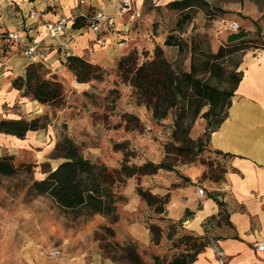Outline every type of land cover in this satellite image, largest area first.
I'll use <instances>...</instances> for the list:
<instances>
[{
  "label": "rangeland",
  "instance_id": "rangeland-1",
  "mask_svg": "<svg viewBox=\"0 0 264 264\" xmlns=\"http://www.w3.org/2000/svg\"><path fill=\"white\" fill-rule=\"evenodd\" d=\"M191 4L188 9L167 6L158 11L148 25L154 45L133 50L138 65L153 60L156 47L161 46L177 71H190L195 51L217 53L229 44L232 33L244 29L249 36L241 42H248L222 59L223 79L205 76L213 85L230 89L233 80L229 75L233 71L243 73L246 57L264 55V0H191ZM187 13L191 18L185 17ZM234 24L238 30H232ZM170 36L180 46L166 45ZM83 59L91 63L88 57ZM120 59L94 64L101 68L96 74L102 72L103 77L84 82L69 69L68 60L62 71L41 63L43 77L62 85L61 98L47 104L35 100L25 87L15 85L18 78L26 76L31 63L26 64L23 76L4 64V71H0L5 78L0 81V121L39 120L44 127L30 130L22 138L0 132V158L8 157L15 169L12 175L0 174V264H133L122 251L129 243L137 244L146 264H155L154 256L168 262L184 251V236H198L173 218L171 204L177 194L189 193L197 198L200 208L224 179L226 156L212 149L206 134L219 117H204L206 107L195 121L186 119L182 129L190 126L187 137L191 142L178 149L181 144L173 133L179 109H172L164 119H155L130 78L118 68ZM68 141L80 155L111 172L123 164L138 167L147 162L172 164L174 170L130 177L117 173L112 190L118 199L111 216L90 215L83 208L66 209L50 194H40L36 182L68 160L64 157V143ZM194 167L205 168L204 174L191 177L189 171ZM139 188L162 197L166 202L163 208L148 205ZM201 188L204 195L199 193ZM153 225L159 234L151 232ZM204 225L207 241L214 246V230L222 225L213 218ZM133 226L147 229L151 240L144 243L133 236ZM157 235L159 244L153 242Z\"/></svg>",
  "mask_w": 264,
  "mask_h": 264
},
{
  "label": "crops",
  "instance_id": "crops-1",
  "mask_svg": "<svg viewBox=\"0 0 264 264\" xmlns=\"http://www.w3.org/2000/svg\"><path fill=\"white\" fill-rule=\"evenodd\" d=\"M135 1V11L142 18L122 15V0H0V32H17L25 41L44 38L52 49L43 63L48 68L62 71L70 55L88 57L93 64H110L135 49L154 45L148 35L149 22L173 0ZM83 12L111 15L115 25H102L100 31H94L86 20L77 18ZM62 19L69 22L63 35L46 38V25ZM23 48L5 43L0 48V71L8 64L13 73L23 76L29 63ZM242 71L228 116L210 139L212 149L226 156L224 179L214 188L215 195L204 199L200 208L197 198L189 193L177 194L171 204L173 218L184 220L198 236L207 234L204 224L209 219L222 225L214 230V246L209 245L195 264H264L263 254L256 249L264 239V55L246 57ZM204 172L205 168L194 167L189 174L199 178ZM187 210L193 213L189 217ZM130 233L144 243L151 240L143 227L133 226Z\"/></svg>",
  "mask_w": 264,
  "mask_h": 264
},
{
  "label": "trees",
  "instance_id": "trees-1",
  "mask_svg": "<svg viewBox=\"0 0 264 264\" xmlns=\"http://www.w3.org/2000/svg\"><path fill=\"white\" fill-rule=\"evenodd\" d=\"M168 6L188 9L192 7V4L191 0H173ZM185 17L189 19L191 15L187 13ZM248 36L249 33L243 29L237 33H232L228 37L229 44L220 47L217 53L203 52L198 54L196 51L193 52V63L190 71H177L165 57L161 46L156 47L153 60L138 65L137 52L133 51L120 59L118 68L123 72V75L130 78L131 84L137 89L143 103L152 110L155 119H164L172 109H179L173 134L174 138L181 144L178 149H181L191 142L187 137L190 126L188 125L185 130L182 129L186 119L190 118L191 122L195 121L203 109L209 107L203 116L208 119L212 115L219 117L216 126L214 128L210 126V133H206L208 141H210L212 133L220 128L227 118L231 99L242 80L243 73L233 71L229 75V78L233 80L230 89H222L213 85L205 76L211 78L220 76L223 79L225 68L222 67V59L241 50L242 44L248 42H241V40ZM175 44L180 46V43L175 42L171 36L166 41V45ZM67 60L69 69L75 73L81 82L103 77L102 72L96 74L98 70H101L99 66L89 63L81 57L70 55ZM41 67V64L29 66L26 76L18 78L15 85L20 89L25 87L26 92L32 94L35 100L47 104L61 98L62 85L59 82L45 79L41 73ZM43 127L39 125V120L31 122L26 120L0 121V132L20 138L24 137L30 130ZM64 144V157L68 160L61 164L56 171L51 172L46 179L36 182V186L40 194H50L63 208L87 209V213L90 215L111 216L115 213V203L118 196L113 192L112 185L115 180H118L117 173L130 177L136 174H154L160 169L174 170L172 164L147 162L138 167H129L123 164L119 170L111 172L106 166L93 163L80 155L73 142L68 141ZM199 150L200 147L197 151L199 152ZM217 152L222 154V152ZM14 170L8 157L0 158V174L12 175ZM138 193L148 205H156L157 209L163 208L166 203L162 197L153 195L142 188L138 189ZM218 204L223 205L220 201ZM192 214L191 211H186L187 217ZM180 222L183 223L184 220ZM150 229L153 234H159L157 226L153 225ZM153 242L155 244L160 243L159 235L153 238ZM182 242L186 247L184 251L175 255L168 262H165L160 256H154L155 264H195L199 255L209 246L206 236H184ZM122 251L127 254L131 263L146 264L137 251L136 243L124 245Z\"/></svg>",
  "mask_w": 264,
  "mask_h": 264
},
{
  "label": "built area",
  "instance_id": "built-area-1",
  "mask_svg": "<svg viewBox=\"0 0 264 264\" xmlns=\"http://www.w3.org/2000/svg\"><path fill=\"white\" fill-rule=\"evenodd\" d=\"M82 3H85V1H82ZM135 5V0H122V15L130 14L132 19L138 17V13L135 11ZM77 18H82L86 20V22L90 24L93 30L97 32L100 31L102 25H106L107 27H113L115 25V17L103 12H83L78 15ZM68 23L69 22L66 19H62L60 22L57 23H48L46 25V38L57 39L61 37L64 31L66 30ZM231 28L232 30H238V25L234 24ZM44 40V38L34 37L31 41H25L17 32H0V48H2L5 43L9 42L24 46L22 51L23 55L31 64L44 63L48 58L49 54L52 52L51 47L47 45ZM199 193L201 195H204L205 190L201 188L199 190ZM256 249L258 252L262 253L264 257V239L257 244ZM56 253V251L53 252L54 255H56Z\"/></svg>",
  "mask_w": 264,
  "mask_h": 264
}]
</instances>
